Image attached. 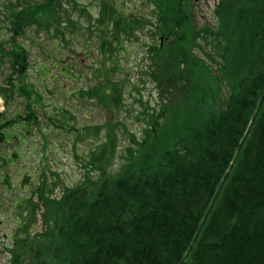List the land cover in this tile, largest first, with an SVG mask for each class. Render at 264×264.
I'll return each instance as SVG.
<instances>
[{"label":"trees","instance_id":"16d2710c","mask_svg":"<svg viewBox=\"0 0 264 264\" xmlns=\"http://www.w3.org/2000/svg\"><path fill=\"white\" fill-rule=\"evenodd\" d=\"M152 1L157 19L149 23L154 38L162 36L154 50L165 54L152 57L156 79L172 74L188 98L177 115L170 106L153 109L143 140L128 148L129 160L116 174L105 171L106 146L117 145L111 137L93 158L103 171L98 177L59 198L42 196L46 229L15 241L10 264H264V0H220L216 29L198 27L191 0ZM60 6V0L4 3L9 12L8 24L0 25V66L11 72L3 88L25 97L27 107L6 118L8 128L38 122L39 92L28 79L30 51L20 38L32 22L40 28L57 22ZM100 7L91 25L99 30L100 53L111 57L143 21L113 0H101ZM214 35L224 40L215 63L198 60V39ZM83 90L109 111L123 104L120 81ZM108 128L113 131L111 123ZM36 239L40 251L29 252Z\"/></svg>","mask_w":264,"mask_h":264},{"label":"rangeland","instance_id":"374dc122","mask_svg":"<svg viewBox=\"0 0 264 264\" xmlns=\"http://www.w3.org/2000/svg\"><path fill=\"white\" fill-rule=\"evenodd\" d=\"M8 1L0 0V25L8 24L9 11L4 7ZM113 1L124 14L140 17L143 26L136 37H123L120 49L111 57L100 53L99 30L91 25L100 14L101 0H60L57 22L47 21L48 26L41 28L32 22L26 28L20 40L30 51L28 79L39 92L35 102L39 118L36 124L19 121L11 128L6 126V118L25 114L27 107L21 94L11 96L4 90L11 71L7 65L0 66V98L5 105L0 110V264H10V247L15 241L46 229L47 207L42 196L59 198L65 189L103 172L93 158L101 154L105 140H117L113 150L110 143L106 146L109 156L105 163V171L116 174L129 160L128 148L136 150L143 140L153 109L157 113L170 106L178 114L182 98H188L187 89L179 91L171 72L169 80L156 79L152 57L156 54L157 59L165 54L154 50L161 36L154 38V25L149 23L157 19L154 2ZM219 1L191 0L198 27H218ZM223 41L215 35L200 38L194 55L200 61L215 63L213 57H218ZM112 80L124 84L123 104L109 111L97 96L83 89ZM14 83H19L18 77H14ZM222 88L227 96V85L222 83ZM110 123L113 131L108 133ZM26 125L27 139H23ZM7 131L11 138L2 140L1 133ZM17 136L21 137L20 142ZM27 249L38 253V240H33Z\"/></svg>","mask_w":264,"mask_h":264},{"label":"flooded vegetation","instance_id":"af4514ba","mask_svg":"<svg viewBox=\"0 0 264 264\" xmlns=\"http://www.w3.org/2000/svg\"><path fill=\"white\" fill-rule=\"evenodd\" d=\"M5 237H7L6 234H5ZM9 239H10V237H9Z\"/></svg>","mask_w":264,"mask_h":264}]
</instances>
